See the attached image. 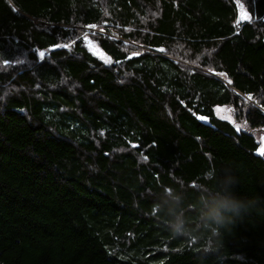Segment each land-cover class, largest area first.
<instances>
[{"label":"trees","instance_id":"obj_1","mask_svg":"<svg viewBox=\"0 0 264 264\" xmlns=\"http://www.w3.org/2000/svg\"><path fill=\"white\" fill-rule=\"evenodd\" d=\"M259 128L264 0H0V264H264Z\"/></svg>","mask_w":264,"mask_h":264},{"label":"rangeland","instance_id":"obj_2","mask_svg":"<svg viewBox=\"0 0 264 264\" xmlns=\"http://www.w3.org/2000/svg\"><path fill=\"white\" fill-rule=\"evenodd\" d=\"M88 29H93V28H88ZM92 31H94L95 33H97V31H99V29L97 28V30L93 29ZM126 44V43H125ZM54 50L51 49V51ZM91 50H94V51H98L95 47H92ZM98 56H101L98 55ZM220 81H222L224 84L227 83L224 78L222 77H217ZM244 104H248L246 102L244 103H241V105H244ZM214 114L216 115V117L220 118V119H224V120H230V121H233V111L230 107L228 106H219V107H216L214 109ZM252 134L253 136L255 137V140L258 144V152L259 154H262L264 156V128H259V129H254L252 131Z\"/></svg>","mask_w":264,"mask_h":264},{"label":"bare ground","instance_id":"obj_3","mask_svg":"<svg viewBox=\"0 0 264 264\" xmlns=\"http://www.w3.org/2000/svg\"><path fill=\"white\" fill-rule=\"evenodd\" d=\"M237 21H239V18L236 20V23L238 24V22Z\"/></svg>","mask_w":264,"mask_h":264},{"label":"water","instance_id":"obj_4","mask_svg":"<svg viewBox=\"0 0 264 264\" xmlns=\"http://www.w3.org/2000/svg\"><path fill=\"white\" fill-rule=\"evenodd\" d=\"M238 23H240V20L239 21H237ZM263 151H264V149H263Z\"/></svg>","mask_w":264,"mask_h":264},{"label":"snow or ice","instance_id":"obj_5","mask_svg":"<svg viewBox=\"0 0 264 264\" xmlns=\"http://www.w3.org/2000/svg\"><path fill=\"white\" fill-rule=\"evenodd\" d=\"M41 55H43V54H41ZM249 99H251V97H249Z\"/></svg>","mask_w":264,"mask_h":264}]
</instances>
